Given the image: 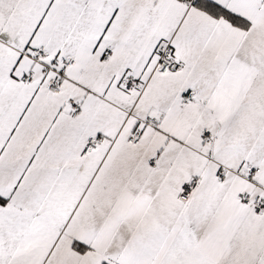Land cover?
Returning a JSON list of instances; mask_svg holds the SVG:
<instances>
[{
    "label": "snow or ice",
    "instance_id": "snow-or-ice-1",
    "mask_svg": "<svg viewBox=\"0 0 264 264\" xmlns=\"http://www.w3.org/2000/svg\"><path fill=\"white\" fill-rule=\"evenodd\" d=\"M0 264H264V0H0Z\"/></svg>",
    "mask_w": 264,
    "mask_h": 264
}]
</instances>
